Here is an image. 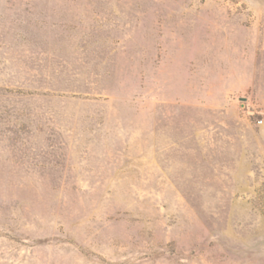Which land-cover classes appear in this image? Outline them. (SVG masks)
I'll list each match as a JSON object with an SVG mask.
<instances>
[{
	"label": "rangeland",
	"instance_id": "1",
	"mask_svg": "<svg viewBox=\"0 0 264 264\" xmlns=\"http://www.w3.org/2000/svg\"><path fill=\"white\" fill-rule=\"evenodd\" d=\"M264 0H0V264H264Z\"/></svg>",
	"mask_w": 264,
	"mask_h": 264
},
{
	"label": "built area",
	"instance_id": "2",
	"mask_svg": "<svg viewBox=\"0 0 264 264\" xmlns=\"http://www.w3.org/2000/svg\"><path fill=\"white\" fill-rule=\"evenodd\" d=\"M258 122H259V124H263L264 123V117L262 119H260Z\"/></svg>",
	"mask_w": 264,
	"mask_h": 264
}]
</instances>
